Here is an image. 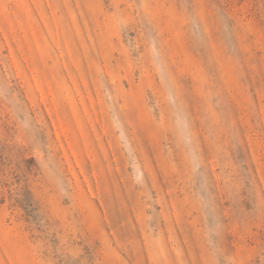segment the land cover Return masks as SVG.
<instances>
[{"label":"rangeland","instance_id":"374dc122","mask_svg":"<svg viewBox=\"0 0 264 264\" xmlns=\"http://www.w3.org/2000/svg\"><path fill=\"white\" fill-rule=\"evenodd\" d=\"M0 264H264V0H0Z\"/></svg>","mask_w":264,"mask_h":264}]
</instances>
